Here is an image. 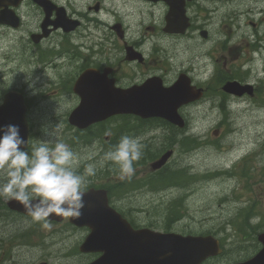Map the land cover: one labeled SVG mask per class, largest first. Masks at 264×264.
Masks as SVG:
<instances>
[{
  "label": "rangeland",
  "instance_id": "374dc122",
  "mask_svg": "<svg viewBox=\"0 0 264 264\" xmlns=\"http://www.w3.org/2000/svg\"><path fill=\"white\" fill-rule=\"evenodd\" d=\"M77 1L68 0L67 4H74ZM115 1V5H119L118 0H108L107 4L112 5ZM236 1L237 3L247 4L246 0ZM252 5L260 7L264 5V0H252ZM141 6L142 9L149 12V7ZM262 17H264V13H257L253 19V22L258 23L256 27L247 26L244 29L243 33L248 35L250 39L239 43V47L244 45L242 50L245 52L242 57L239 56L238 60L232 64H228V62L235 59L236 51L231 50L233 53L229 56L227 47L215 56L217 60L214 63L206 65L208 69L202 66L201 56L206 53L207 47L214 42H207L205 48L196 49L191 48L190 45L189 49H181V43L176 41L164 42L166 49H170L176 57L172 62L174 73L170 77L176 76L177 70L181 68L182 60L187 56L191 60L195 56L201 66L199 68L194 67L193 70L199 72L202 81L214 82L208 96L201 101L194 102L186 110L184 109L187 122L186 130L181 135H188L189 148L188 151L180 149L178 146L175 148V152L164 172L166 185L163 181L150 187L140 186L139 184L140 180L142 181L148 176L145 166H149L154 160H151L154 156L151 158L143 157V164L138 165L136 162L134 167L136 170L139 169L131 179L121 181L118 178L119 173L116 166L106 161L104 155L111 151L109 147L114 148L120 142L121 137L126 136L125 131L118 137L119 142L111 140L108 146L107 141H103L101 138L98 139V143L103 145L101 154L90 162L96 168V175L89 177L88 180L93 181L95 184H105V186L110 187L115 206L124 211L128 217L139 225L166 227L167 216L165 213L169 201L180 198L182 218L176 222L173 220L174 223L167 227L176 231L182 228L191 232L202 231L201 233L214 231L220 233L223 240H225L227 254L208 264H227L245 257L251 253L249 245L256 241L260 233L264 232V22L261 21ZM30 18H33V16H29V22L34 23L35 18L32 20ZM217 27H219V24H217ZM24 28L25 25L21 30H24ZM98 29H100V26ZM252 30L257 31V36L252 34ZM8 41L0 38L1 59L5 61L8 59L3 57L7 56L9 58L11 52L10 42L12 41L10 39ZM183 44L184 42H182ZM14 45L18 51L25 53L32 50L22 37L18 38ZM154 45L152 49L164 47L160 43ZM23 52L20 54H23ZM184 52L186 53L183 54ZM24 60L27 62L28 57H24ZM194 65L196 66V63ZM213 65H216L219 73L230 69L233 71V73L223 74L225 75L223 77L233 75L238 80L255 84L258 88L257 94L237 97L222 92L221 84H219L222 78L213 81L210 75L211 66ZM8 71V68L0 64V91L6 86V79H3L2 75ZM20 80H22L21 77L12 78V81L19 85L30 83ZM55 85L57 84H51L54 87ZM2 93L3 91L0 92V94ZM46 93H49L46 98H50V101H41L42 117H37L35 113L32 114L35 127V145L41 140L49 139V137L41 135L42 127L39 121L43 120V117L45 118L47 113L51 111L65 115L66 110L71 106L69 102L61 99L60 103L57 104L55 94L50 89ZM30 95L33 97V101L41 98L38 93H30ZM53 119L54 121L58 120L56 114H54ZM120 121L126 123L139 140L146 139V134H138L140 132L138 128L132 129L133 124L127 122V120L120 119ZM162 140H164V136L160 137L158 142L160 143ZM64 142H70V140L66 139ZM73 148L76 154L78 151L83 152L82 149H85V146L75 144ZM84 157H86V154L82 158ZM84 165H86L84 161L80 160L74 167L78 173L83 174L85 171L83 169ZM183 167L187 169L188 173L180 171ZM192 174L196 177L194 175L190 176ZM117 180L121 181V189L115 187ZM130 182L136 183L132 185L129 184ZM162 187H165L164 190H161ZM4 200L5 198L0 197V204H3ZM10 221H13V219H8L5 214L0 212V226L2 228H9L11 226ZM26 225H30V222ZM69 230V235L60 231L59 239H63L61 242L66 244L78 243L82 238V231L78 232L71 228ZM31 235L34 240L41 236L36 233H31ZM6 241H12V239H6ZM25 243H31L29 236H26ZM5 244L8 246V242ZM33 247L37 253L44 249L43 244ZM244 248L246 249L243 250ZM14 252H16V257L21 258L22 252ZM26 257L29 256L25 255L23 259ZM30 258L34 262L36 256H30ZM76 264L80 263L76 262Z\"/></svg>",
  "mask_w": 264,
  "mask_h": 264
},
{
  "label": "flooded vegetation",
  "instance_id": "af4514ba",
  "mask_svg": "<svg viewBox=\"0 0 264 264\" xmlns=\"http://www.w3.org/2000/svg\"><path fill=\"white\" fill-rule=\"evenodd\" d=\"M53 1L56 2V0ZM107 1L108 0H78L76 3L70 4L73 6L75 5L73 9L67 5H62L67 9L69 16L81 21V25L71 33H62L60 30L52 31L53 33L51 32L49 34V38L42 41L40 50H32V52L39 53L46 51H53L55 53L58 76L55 78L54 84H57L56 86L59 95L66 102L69 101L70 103H73L78 100L77 96L71 92L76 71L68 68L72 66L78 67L82 61H77L75 56L78 54L81 55L92 46V35L87 29V25L92 19L91 11L96 14H103L105 23L111 30L112 27L116 25L120 28L122 35L121 40L118 39L113 32L104 35L105 40L111 35L115 37V49H113L112 52L104 51L102 57L96 61L94 60V63L111 66L112 72L110 73V76L114 77L116 82L122 87L141 82L152 76H158L164 84L173 81L170 77V75L174 73L173 67L168 69L169 65L167 64V61H158L156 56L152 57V54L157 51L151 50L147 44H144L145 40L157 43V40L162 39L165 40V42L170 43L172 41H177L174 40V38L180 36L183 38L184 49H189L190 43L191 48L196 49L205 48V43L207 42H214L207 47L206 53L202 55L206 56V59L204 60L205 64H212L217 60L215 56L221 53L222 50H225L228 47L227 51L229 52V56H231L233 53L231 50L236 51V43L238 40H246V37L250 39L248 35L243 33L244 29H246L247 26L251 28L256 27L258 23L253 22L255 15L257 13H264V5L255 7L252 5V0H246L248 5L242 2L237 3L236 0H118L117 3L119 5H115L116 1L112 5H104L103 2ZM171 3L174 5H183L180 22L187 27L181 34L167 33L166 30L165 16L169 9L168 5ZM126 5L129 6V13L122 10ZM141 5L149 7V12L142 9ZM107 6L110 7L107 8ZM34 8L37 9L39 14H42L41 8L32 4L31 0H25L23 4L15 8V12L22 18L21 13L23 12L21 10L27 12ZM24 16H28V13H24ZM261 21L264 22V17L261 18ZM217 24H219V27H217ZM39 31V22L35 25L34 30H30V27L25 30L28 34ZM252 34H256L257 36V31L252 30ZM127 46H131L133 50L139 54L136 59L129 60L127 58V51L125 50V47ZM185 53L186 52L183 54ZM235 55L236 57L231 60V64L236 60L238 52H236ZM171 57H173V55H171ZM168 61L171 64L173 62V60ZM195 62L196 60L191 61L190 57L187 56L181 63V68L177 70L176 75L179 72H185L189 76L191 75L192 77L190 78L193 80L194 85L195 79H198L199 84L209 92L214 82L201 80L198 74L199 72H194L192 70L194 67H200L199 64H196L195 66ZM204 66L205 68H208L206 65ZM102 68L103 67H101V69ZM211 70L215 71L216 65L211 66ZM2 77H6L5 85L7 87L16 89L23 94L27 110L29 109L28 115L30 120L33 119V113H35L37 117H42L41 101H45L44 97L41 96L39 100L33 101V97L30 95V93H36L37 86L30 85L25 77L20 81L25 80L29 83L27 85H19L13 82L12 78L20 77L15 72L4 73ZM66 78H68V82L65 84L64 80ZM201 86L200 88L203 90ZM1 91L4 93L5 89L2 88ZM3 93L0 94V98ZM54 114H56L57 119L59 120L60 113H55V111L48 112L43 119L54 120ZM127 116L132 119L137 118L131 115ZM120 119L127 120V122L133 124V130L137 128L134 121L123 117H120ZM135 121L139 124L138 120ZM124 131L125 130L122 129L121 133ZM138 134L142 133L138 132ZM116 142H119L118 139ZM97 256L98 254H91L89 255V258L94 259Z\"/></svg>",
  "mask_w": 264,
  "mask_h": 264
},
{
  "label": "clouds",
  "instance_id": "9594fccd",
  "mask_svg": "<svg viewBox=\"0 0 264 264\" xmlns=\"http://www.w3.org/2000/svg\"><path fill=\"white\" fill-rule=\"evenodd\" d=\"M60 132L61 125L57 124L46 132L49 139L39 141L31 153L21 150L26 141L17 126L3 129L0 139V197L19 202L32 222L40 223L45 230H51L49 217L53 214L73 219L83 215L88 179L96 175L92 164L83 174L78 173L74 167L77 156L60 140ZM142 147L138 139L123 136L113 150L105 153L104 159L116 166L121 181L135 174Z\"/></svg>",
  "mask_w": 264,
  "mask_h": 264
},
{
  "label": "water",
  "instance_id": "95a60500",
  "mask_svg": "<svg viewBox=\"0 0 264 264\" xmlns=\"http://www.w3.org/2000/svg\"><path fill=\"white\" fill-rule=\"evenodd\" d=\"M224 89L237 94L241 92L236 83H230ZM181 92V86L175 85L168 90V93H154L149 100H143L140 104L138 102V106L119 99L123 103L110 105V107L124 108L130 105L131 110H142L146 115H159L175 122L177 121L176 109L184 102V99H178ZM15 107V102L8 99L0 108V139L4 134L3 129L9 125L17 126L21 136L20 122L14 112ZM6 108L12 109V115L4 114ZM6 113L9 114L8 111ZM167 156L168 154L153 163L152 167H159ZM84 201L86 206L82 209L83 215L79 219L71 218V221L78 225L85 224L95 228L84 243V246L93 243V246L97 245L96 250L101 247L104 252L94 264H198L207 256L219 252L217 243L210 237L179 238L175 234H157L156 239L152 238L151 244L150 237L154 234L151 235L150 232L145 231L141 235L148 238L146 247L140 245L142 242L139 234L134 235L132 239L134 242H129L125 237L131 235L133 231L125 220L108 207L104 192L90 191L85 194ZM9 206L13 209L26 210L15 200L9 202ZM50 218L58 219L54 214ZM259 240L263 244L261 251L254 258L240 264H264V234L260 235Z\"/></svg>",
  "mask_w": 264,
  "mask_h": 264
},
{
  "label": "trees",
  "instance_id": "16d2710c",
  "mask_svg": "<svg viewBox=\"0 0 264 264\" xmlns=\"http://www.w3.org/2000/svg\"><path fill=\"white\" fill-rule=\"evenodd\" d=\"M183 173H188L186 168L180 169ZM182 175V174H180ZM194 174L190 175L193 176ZM195 176V175H194ZM196 177V176H195ZM180 205H181V199L180 198H175L172 201L169 202V206H167L166 213L168 217L176 216L175 219L181 218L182 214H180ZM177 221V220H176ZM173 222L171 218H167L166 220V225L169 226Z\"/></svg>",
  "mask_w": 264,
  "mask_h": 264
}]
</instances>
